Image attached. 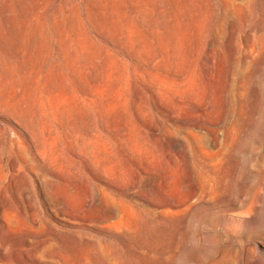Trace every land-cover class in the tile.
I'll return each mask as SVG.
<instances>
[{
  "label": "rangeland",
  "instance_id": "obj_1",
  "mask_svg": "<svg viewBox=\"0 0 264 264\" xmlns=\"http://www.w3.org/2000/svg\"><path fill=\"white\" fill-rule=\"evenodd\" d=\"M0 264H264V0H0Z\"/></svg>",
  "mask_w": 264,
  "mask_h": 264
}]
</instances>
